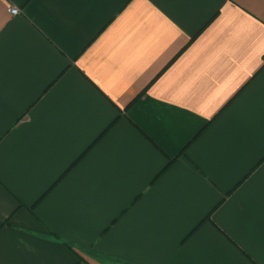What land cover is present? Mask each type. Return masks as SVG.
I'll list each match as a JSON object with an SVG mask.
<instances>
[{"label": "crops", "instance_id": "obj_1", "mask_svg": "<svg viewBox=\"0 0 264 264\" xmlns=\"http://www.w3.org/2000/svg\"><path fill=\"white\" fill-rule=\"evenodd\" d=\"M0 264H264V0H0Z\"/></svg>", "mask_w": 264, "mask_h": 264}, {"label": "built area", "instance_id": "obj_2", "mask_svg": "<svg viewBox=\"0 0 264 264\" xmlns=\"http://www.w3.org/2000/svg\"><path fill=\"white\" fill-rule=\"evenodd\" d=\"M9 12H10L11 14H17V13H18V9H17V8H10V9H9Z\"/></svg>", "mask_w": 264, "mask_h": 264}]
</instances>
